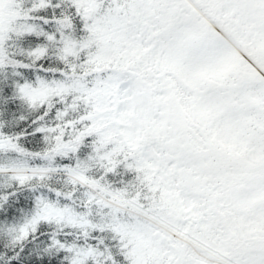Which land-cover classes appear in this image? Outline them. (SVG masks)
<instances>
[{
  "label": "trees",
  "instance_id": "obj_1",
  "mask_svg": "<svg viewBox=\"0 0 264 264\" xmlns=\"http://www.w3.org/2000/svg\"><path fill=\"white\" fill-rule=\"evenodd\" d=\"M193 2L210 23L238 38L249 54L264 58L261 49L248 48L240 37L251 27L246 25L248 0ZM227 5L230 10L224 14ZM263 21L264 13L259 27ZM124 23V38L117 39L115 24ZM180 30L186 32L178 44L184 65L193 51L216 43L211 36L220 38L183 0H0V264H134L136 254L122 228L149 225L157 215L164 216L168 187L157 165L148 163L156 157L146 149L151 136L136 135L133 146L115 114L122 111L123 90L139 105L148 85L150 99L160 103L165 98L159 97L163 92L154 81L156 86L163 83L167 74L181 82L173 72L156 73L149 56L155 46L171 53ZM227 71L221 79L225 89L209 91L220 97L232 94L235 101L226 106L232 107L241 88L251 91L249 85L255 83L236 68ZM196 78L199 82L197 74ZM234 87L239 88L236 93ZM38 89L45 95L31 99L30 93ZM170 101L167 113L175 122H168L164 136L155 135L148 143L163 153L161 140L175 138V132L184 147L197 151L202 162L197 170L185 171L204 190L201 203L209 209L204 214L215 221L213 229H226L213 188L228 187L220 198L229 204L236 183L228 173L235 166L213 157L222 152L206 145L208 126L194 123L188 115L185 121L186 112L174 98ZM244 108L258 116L264 99ZM254 120L249 125L260 128V120ZM191 131L205 149H193ZM174 156L188 163L179 151ZM261 157L264 161V152ZM209 167L222 171L207 172ZM240 237V244L227 247L225 264H246L248 241L243 234L235 240ZM156 246L140 259L144 264L157 258L160 264H184L185 258H179L185 254V243L177 244L174 263Z\"/></svg>",
  "mask_w": 264,
  "mask_h": 264
},
{
  "label": "rangeland",
  "instance_id": "obj_2",
  "mask_svg": "<svg viewBox=\"0 0 264 264\" xmlns=\"http://www.w3.org/2000/svg\"><path fill=\"white\" fill-rule=\"evenodd\" d=\"M183 1L190 5V10L194 8L193 0H191L192 4L187 0ZM207 3L210 4L209 1ZM248 3L246 25L251 27L248 32L241 33L240 37H245V41L250 45L248 48L252 46L264 52V21L261 27L258 25L260 15L264 13V0H248ZM229 10L230 7L227 5L222 9V12L227 14ZM203 20L205 19L203 18ZM114 21L115 19L111 20L110 25H113ZM107 27L111 26L106 25L105 28ZM126 27L125 23L122 26L115 24L117 39L124 38L123 31ZM212 28L216 33L219 32L224 40L211 36V40L216 43L211 44V48L204 46L198 51H193L192 55H200L201 58L197 59L189 55L187 65L180 61L178 53L181 49V45L178 44L186 36L184 30L176 33L170 55L166 52L161 53V48L155 46L149 56H152L150 64L154 65L156 73L163 72V70L173 72L182 78L181 82H177L167 74L162 80L163 83H158L156 86L154 81L155 87L163 92L159 97L165 98L160 103L150 99V86L148 85L144 87V93L139 97V105L126 97L127 92L123 90L121 93L122 111L117 112L115 116L122 125L120 131L127 136L133 146L138 134L142 138L151 136V140L155 135L157 137L164 136L166 133L164 128L167 123L175 122L173 115L167 113V107L172 104L170 101L172 98H174V103L179 104L181 109L186 112L185 121H188V115L194 123L208 126L206 132L209 138L206 145L208 147L212 145L213 149H220L222 152L214 153L213 157H219L221 162L231 163L235 166V169L229 170L232 174L228 173L236 183L232 190L234 192L231 202L225 204L226 201L220 198L222 190L228 187L215 185L213 188V194L218 196L217 209L223 217L226 229L221 226L213 229L215 221L204 214L208 209H203L201 203V199L204 200V190H201L198 181L193 182L190 178L191 175L185 171V167L197 170L196 166L202 161L200 160L201 156L196 154V150L200 151L207 147L199 140L198 134L195 137L196 131L190 132V144L196 152L190 147H184V143L177 139L175 132H172L175 138L166 139L167 141L161 140L163 153H159L154 143H148L151 141L149 140L146 149L153 152L156 157H153V160L148 163L153 167L157 165L160 169L159 177L162 174L165 178L164 184L168 187V195L166 196L164 216L157 215L149 225L146 223L145 226H142L136 223L122 228L126 243L131 244V252L136 254L134 264H144L141 260L144 259L146 253L150 252V248L154 249V245L157 247V244L160 246V250L165 253L166 258L173 260L174 263L178 259L177 244L182 243L187 245L184 256L179 258L180 262L185 258L184 264H225L223 258H225L227 247L240 244L241 237L239 240H235L240 234H243V237L246 238L245 241H248L246 251L249 254L246 264H264L262 251L264 243L259 240L264 239V204H261L264 203V186L262 187L264 184V161L261 157L264 152V122L259 123L264 121V109L258 112V116H253L252 112L248 111L249 109L244 108V106L250 105L253 100L264 99V58L256 59L252 54H249L250 51L244 49L238 38L233 37L227 31L228 29H219L213 26ZM146 45L147 43L143 42L142 47H146ZM229 68L230 70L236 68L238 74H242L255 83V85H249L251 91L246 87L241 88L236 96L238 100L232 107H226L235 101L232 94L220 97L219 93L210 95L209 91L210 89H225V83H222L221 79ZM196 74L199 76V82ZM186 84L191 88L185 86ZM253 88L255 89L252 90ZM238 90V87H234L233 92L236 93ZM44 95L45 90L41 91L40 89L30 93L31 99H39ZM227 111L230 113H226ZM254 119L260 120L258 124L256 123L260 128L249 125L255 121ZM177 135L179 136L178 130ZM177 151L185 157L188 163H183L181 158L174 156ZM208 160L205 161L208 162ZM212 170H216L218 173L222 171L221 167L207 168V172ZM238 171L241 172V175L234 176L233 174ZM210 178L213 179L211 176ZM189 181L193 183L190 184ZM187 183L189 184L187 185ZM240 183H244L245 186L241 187ZM254 185L255 187H253ZM179 219H183V221L179 222ZM188 221L191 223L189 224ZM247 231L252 234L246 233ZM211 236H216L213 237L215 238L213 239L214 245L210 241ZM153 264H160L159 258L155 259Z\"/></svg>",
  "mask_w": 264,
  "mask_h": 264
},
{
  "label": "bare ground",
  "instance_id": "obj_3",
  "mask_svg": "<svg viewBox=\"0 0 264 264\" xmlns=\"http://www.w3.org/2000/svg\"><path fill=\"white\" fill-rule=\"evenodd\" d=\"M190 4H192L191 0H187ZM194 5V4H192ZM194 9L197 10L202 16H204L199 10L198 8L194 5Z\"/></svg>",
  "mask_w": 264,
  "mask_h": 264
}]
</instances>
